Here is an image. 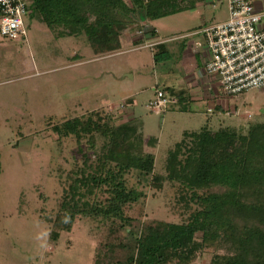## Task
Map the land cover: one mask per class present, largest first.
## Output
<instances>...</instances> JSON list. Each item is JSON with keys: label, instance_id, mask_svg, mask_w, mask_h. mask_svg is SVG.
Returning <instances> with one entry per match:
<instances>
[{"label": "rangeland", "instance_id": "rangeland-1", "mask_svg": "<svg viewBox=\"0 0 264 264\" xmlns=\"http://www.w3.org/2000/svg\"><path fill=\"white\" fill-rule=\"evenodd\" d=\"M212 4L216 7L205 4L197 11L158 20L153 26L158 39L175 41L173 45L197 40L203 46L200 28L228 19L227 0H213ZM24 21L25 39L0 36V264H94L97 259L102 243L99 218H78L70 232L61 233L56 242L50 240L52 224L71 184L70 175L84 167L79 147L91 156L86 139L79 143L74 138H60L52 131L54 125L85 117L99 104L101 108L94 111L102 114L109 127L128 123L131 130L135 128V140H142L143 151L151 149L146 139L158 141L155 172L166 175L168 153L184 133L199 132L206 124L246 130L250 124L264 122V91L258 90L229 97L217 87L207 98L195 95L196 100L187 97L179 105L169 103L164 114L151 112L146 104L156 97V90L168 85L177 89L183 83L181 65L172 56L155 65L149 49L97 55L86 36L56 39L38 21L26 17ZM172 44H168L171 55ZM93 92L99 93L98 99H88ZM130 95H136L138 103L133 107L136 120L118 107ZM218 107L224 109L221 115ZM94 142L95 149H100L104 140L95 136ZM127 181L146 195L142 221L182 224L200 209L186 202L189 195L177 181L163 183L158 191L149 184L139 186L132 175ZM200 240L198 235L196 241ZM234 251L227 240L218 239L204 245L191 264H211L215 257H231ZM122 260L116 254L111 263L122 264Z\"/></svg>", "mask_w": 264, "mask_h": 264}, {"label": "trees", "instance_id": "trees-1", "mask_svg": "<svg viewBox=\"0 0 264 264\" xmlns=\"http://www.w3.org/2000/svg\"><path fill=\"white\" fill-rule=\"evenodd\" d=\"M203 1L29 0L25 17L45 25L56 38L86 36L101 55L122 49L126 34L142 32L143 20L152 23L191 11ZM142 34L154 37L155 30ZM152 51L155 65L172 56L165 43ZM217 124L184 133L168 153L166 175L155 172L158 141L146 139L151 149L143 151L128 123L109 127L93 111L54 125L52 131L60 138L86 139L91 156L79 147L84 167L70 175L50 240L70 232L78 218H99L102 243L94 264H112L116 254L122 264H191L204 245L218 239L227 240L235 251L211 264H264V122L246 130ZM95 136L104 140L100 149H95ZM128 175L157 191L163 183L177 181L189 195L186 202L200 209L182 224L142 221L146 195L128 185Z\"/></svg>", "mask_w": 264, "mask_h": 264}, {"label": "built area", "instance_id": "built-area-1", "mask_svg": "<svg viewBox=\"0 0 264 264\" xmlns=\"http://www.w3.org/2000/svg\"><path fill=\"white\" fill-rule=\"evenodd\" d=\"M28 6L29 0H0L2 38H26ZM199 32L207 47L205 73L219 79L227 96L264 91V11H256L252 0H228V20ZM171 102L158 91L147 108L159 112Z\"/></svg>", "mask_w": 264, "mask_h": 264}, {"label": "crops", "instance_id": "crops-1", "mask_svg": "<svg viewBox=\"0 0 264 264\" xmlns=\"http://www.w3.org/2000/svg\"><path fill=\"white\" fill-rule=\"evenodd\" d=\"M217 1H220V0H217ZM252 2H253V5H254L256 11H258V12L264 11V0H252ZM210 3L213 7H216V4H212L213 0H204L202 3L197 4V6L194 10L197 11L198 10L197 8L203 7L205 4H210ZM194 10H191V11H194ZM191 11H187V12H191ZM183 13H186V12H183ZM227 15H228V0H227ZM225 19L221 20L217 24L226 22L228 20V19L227 20H225ZM157 21L152 22V23H150V22L147 23L143 20V22H141V25L144 27L142 32L138 33V35L134 36V37H132L130 35L125 36L122 39V44H123L122 47L123 48L120 49L119 52L118 51L116 52V56L117 55H125V54L131 53V52H137V51H140L142 49H149L152 51V47L155 46L156 44H159V43H165L167 45L174 43L175 41L163 42V41L158 39L159 37L157 36L156 29L153 27V26H155V23ZM201 22L204 24L205 20L201 19ZM217 24H215V25H217ZM207 26L208 25H203L200 29L207 27ZM152 30H155L154 37H151L148 34H146V35L142 34V33H148ZM52 36L54 38H56L54 36V34H52ZM73 37L74 36L63 37V38H73ZM76 37L78 38L80 36H76ZM63 38H56V39H63ZM141 40H142V43H139V41H141ZM202 40L204 43L203 46H200V43L197 40H189V42L184 43V44H179V45H177V44L173 45L172 44V46L170 47V48H172V50H174L172 57L174 58V60H176L175 63H177L178 65H181L182 73H183V83L177 89H175V88L171 89L168 85L167 88H163L161 90H156V92H158V91L164 92L166 97H168V95L171 96L172 100L171 99L170 100L172 102L170 103V106L172 103H174V105H179V104L183 103V101L185 99H187V97H188V99H190V101H192L194 98L196 100V97H194L195 95L196 96L202 95L205 98H207L210 96V94H213V92L215 91V89L217 87H220L222 90L219 79L215 78V77H210L205 73L204 63H205V60L207 57V47H206L205 41L203 39V36H202ZM24 42H27V39ZM73 56L75 59L79 58V56H77V53L74 54V52H73ZM151 61L154 63L153 51H152ZM75 64L78 65V63H75ZM72 65L73 64L69 65V67H71ZM126 73H128V72H126ZM138 74H140V73H138ZM130 76H131V80H133L134 74L130 75ZM168 83L170 84V82H168ZM171 84H172V82H171ZM188 90H190L189 94L191 93L190 94L191 96L188 94ZM156 92H155V95H156ZM92 94H94V96L91 97V95H90V97H88V99L99 97L98 92H93ZM135 96L130 95V96L125 97L122 100L121 105L118 106V107H122L123 108L122 111H124L126 114H128L127 116H130V118L132 120H136L133 107L138 106V103L135 99ZM154 99H155V96L153 98L149 99L147 101V103L149 101L154 100ZM146 107H147V104H146ZM91 108H92V110H90ZM91 108L89 109L90 112L101 108V106L99 104H97L95 107H91ZM168 108H169V104H167V106L164 110L159 111V112H162L160 114L166 113L169 110ZM89 110H87V111H89ZM130 110L132 112H130ZM181 110H183V109H181ZM217 110H218V115H221L222 112L224 111V109L222 107H218ZM226 110L229 112L230 107H226ZM122 111H120V112H122ZM233 111H234V115H237L239 113L237 107H234ZM245 111H246V107H244L243 112H245ZM151 112H156V111H151ZM159 112H157V113H159ZM243 112H241L240 114H242Z\"/></svg>", "mask_w": 264, "mask_h": 264}]
</instances>
